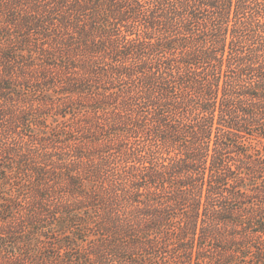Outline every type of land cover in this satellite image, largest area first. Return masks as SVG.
Instances as JSON below:
<instances>
[{
    "label": "trees",
    "instance_id": "16d2710c",
    "mask_svg": "<svg viewBox=\"0 0 264 264\" xmlns=\"http://www.w3.org/2000/svg\"><path fill=\"white\" fill-rule=\"evenodd\" d=\"M36 263L264 264V0H0V264Z\"/></svg>",
    "mask_w": 264,
    "mask_h": 264
},
{
    "label": "rangeland",
    "instance_id": "374dc122",
    "mask_svg": "<svg viewBox=\"0 0 264 264\" xmlns=\"http://www.w3.org/2000/svg\"><path fill=\"white\" fill-rule=\"evenodd\" d=\"M52 134H54L53 132H51ZM51 133H50V135H51ZM29 134V133H28ZM36 264H38V263H36Z\"/></svg>",
    "mask_w": 264,
    "mask_h": 264
}]
</instances>
